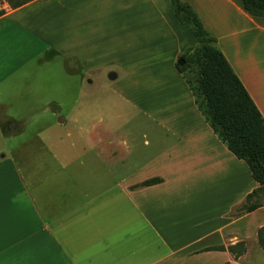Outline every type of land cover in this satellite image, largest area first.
Here are the masks:
<instances>
[{"label":"crops","instance_id":"0c3cea01","mask_svg":"<svg viewBox=\"0 0 264 264\" xmlns=\"http://www.w3.org/2000/svg\"><path fill=\"white\" fill-rule=\"evenodd\" d=\"M181 1L264 119V18L241 0ZM195 45L169 0H32L4 10L0 111L3 92L46 57L79 78L81 99L62 118L44 113L19 151L10 146L17 123L0 113L9 144L0 155V264H264V250L250 246L264 206L232 215L258 184L175 68ZM111 67L122 74L109 84L102 73ZM151 179L161 181L136 187ZM238 243L244 253L228 250Z\"/></svg>","mask_w":264,"mask_h":264},{"label":"trees","instance_id":"16d2710c","mask_svg":"<svg viewBox=\"0 0 264 264\" xmlns=\"http://www.w3.org/2000/svg\"><path fill=\"white\" fill-rule=\"evenodd\" d=\"M11 9L32 0H5ZM178 22L196 40L178 57L183 63L175 64L177 72L188 86L196 108L220 142L237 159L243 161L258 188L246 196L242 209L252 212L264 206V119L230 64L206 32L197 12L181 0H169ZM1 2V0H0ZM244 11L252 17L264 18V0H241ZM4 10H0V16ZM151 179L136 187L160 183ZM258 246L264 250V227L257 232ZM223 250V247L216 248ZM230 252L245 251L244 243L229 247Z\"/></svg>","mask_w":264,"mask_h":264},{"label":"rangeland","instance_id":"374dc122","mask_svg":"<svg viewBox=\"0 0 264 264\" xmlns=\"http://www.w3.org/2000/svg\"><path fill=\"white\" fill-rule=\"evenodd\" d=\"M7 8L8 4L6 1L1 0L0 10ZM102 74L104 80L110 84L109 78L111 74L120 76L122 71L111 67L104 70ZM78 80L79 78H74L70 75V70L60 59L47 61V57L46 61L41 63V65L38 66V63H34L29 68H26L22 75L16 77V80L12 83L13 85L11 84L10 90L2 94L3 98L1 100L6 104V107H3V111H0L2 116H10L17 123V132H14L12 145L10 144L14 150L19 151L22 149L23 145L21 143L27 138H33L35 131L47 122L46 120L51 115L48 116V114L44 113L54 111L57 116L62 118L72 111L75 100L80 98ZM97 86L98 84L94 82L91 89L95 91ZM82 102L83 100L80 101V103ZM25 119H28L27 125L24 121ZM8 145V143L5 144V136L1 133L0 155H3L6 149L9 148ZM252 201L261 204L264 202L261 197H259V200L252 199ZM242 205L234 209L232 212L234 217H240L246 213L241 208ZM250 246H254L253 250L261 249L256 242L251 243ZM261 260L264 263V256L261 257Z\"/></svg>","mask_w":264,"mask_h":264},{"label":"water","instance_id":"95a60500","mask_svg":"<svg viewBox=\"0 0 264 264\" xmlns=\"http://www.w3.org/2000/svg\"><path fill=\"white\" fill-rule=\"evenodd\" d=\"M177 63H178L179 65H181V64L183 63V61H182V60H179V61H177Z\"/></svg>","mask_w":264,"mask_h":264}]
</instances>
